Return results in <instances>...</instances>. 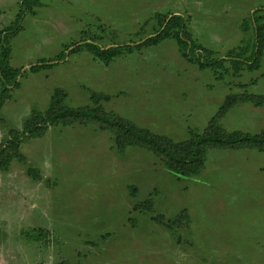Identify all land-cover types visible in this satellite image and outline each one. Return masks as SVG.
<instances>
[{
	"label": "rangeland",
	"instance_id": "rangeland-1",
	"mask_svg": "<svg viewBox=\"0 0 264 264\" xmlns=\"http://www.w3.org/2000/svg\"><path fill=\"white\" fill-rule=\"evenodd\" d=\"M261 7L264 0H0V30H15L10 64L22 68L0 109V143L33 109L44 111L56 88L69 107L104 93L105 111L174 140L203 132L230 94H264V55L259 69L235 74L229 61L204 69L189 62L170 37L127 47L108 65L85 47L70 50L87 38L104 48L136 45L159 27L157 14L168 12L187 18L190 40L220 57L253 41L242 23L252 26ZM63 51L62 61L29 70ZM220 123L259 133L264 104L238 102ZM20 151L25 161L0 170V264H264L263 152L209 148L202 172L179 178L145 147L119 151L113 133L94 122L51 125L23 137ZM149 197L152 212L134 208ZM184 209L189 223L174 230L154 220ZM27 229L43 230V241L26 239Z\"/></svg>",
	"mask_w": 264,
	"mask_h": 264
},
{
	"label": "trees",
	"instance_id": "trees-1",
	"mask_svg": "<svg viewBox=\"0 0 264 264\" xmlns=\"http://www.w3.org/2000/svg\"><path fill=\"white\" fill-rule=\"evenodd\" d=\"M40 0H21L22 6L38 4ZM165 13V14H162ZM159 27L147 36L141 37L138 44L132 41L124 45L103 47L95 44L94 40L81 39L76 43L71 52L85 47L94 56L108 65L115 57L123 54L128 47L132 52L135 47L157 46L165 38H174L178 43L181 55L189 62L198 64L201 68H217L223 66L226 61L231 62L234 73L240 70L250 71L261 67L264 55V7L252 12V26L248 20L243 21V31L250 27L253 30V41H248L237 50L230 49L225 55L214 56V50L205 48L190 40L187 29V18L181 14L160 12L157 14ZM18 26V23H16ZM14 28L0 30V109L4 102L11 96L12 88L18 86L22 68H14L10 64L12 47L10 44L11 34ZM68 49V47H67ZM66 56L63 51L53 60L39 59L29 70L38 72L51 67L56 62L62 61ZM57 60V61H55ZM66 92L62 88L53 91L48 107L44 110L33 109L23 123L21 130H12L10 138L0 143V170L7 169L15 158L25 161L24 154L20 151L23 137L34 138L44 134L51 125H69L76 122L97 123L99 129L109 130L113 133L116 147L124 152L128 146L139 145L154 152L164 163L166 169L180 177H195L199 175L206 165V155L209 148L228 149H256L264 153V129L259 133H250L241 130L228 131L220 123V119L238 102H251L256 106L264 104V94L243 92L242 95L230 94L220 106L218 112L210 119L203 132L189 131V137L185 140H174L170 136L154 133L147 127H141L132 120H127L113 112H107L100 104L102 98L108 99L104 93L92 92V105L81 107H69L64 104ZM135 187H133V190ZM132 194L135 195L134 191ZM154 199L149 197L143 202H138L134 208L153 211ZM162 215V214H160ZM160 215L154 217L159 224L174 230L175 226L189 223L188 212L184 209L175 218L164 220ZM153 216V214H152ZM25 238L31 241H43L45 233L41 229L22 230ZM53 264H71L67 260H61Z\"/></svg>",
	"mask_w": 264,
	"mask_h": 264
}]
</instances>
